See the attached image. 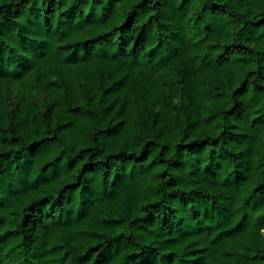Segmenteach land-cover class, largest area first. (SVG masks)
<instances>
[{
	"label": "trees",
	"instance_id": "1",
	"mask_svg": "<svg viewBox=\"0 0 264 264\" xmlns=\"http://www.w3.org/2000/svg\"><path fill=\"white\" fill-rule=\"evenodd\" d=\"M0 264H264V0H0Z\"/></svg>",
	"mask_w": 264,
	"mask_h": 264
}]
</instances>
